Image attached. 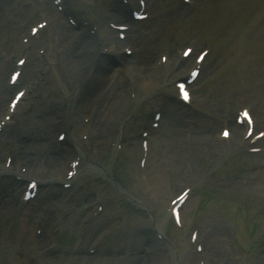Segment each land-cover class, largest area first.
<instances>
[{
	"label": "rangeland",
	"instance_id": "1",
	"mask_svg": "<svg viewBox=\"0 0 264 264\" xmlns=\"http://www.w3.org/2000/svg\"><path fill=\"white\" fill-rule=\"evenodd\" d=\"M0 1V12L5 11L0 17L1 117L14 92L26 89L14 117L0 131V164L10 165L12 156L19 170L32 168L35 159L33 166L43 170L41 175L64 178L68 158L78 155L79 147L87 152L92 147L81 153V172L73 185L65 188L53 179L42 197L27 204L0 176V264H264L263 246L247 251L251 235L264 230V136L254 143L220 136L224 123L234 120L242 107L251 111L255 130H264V0H147V19L122 20L130 27L126 45L133 54L124 56V45L117 46L116 59L125 62L94 93L99 97L108 91L109 101L124 95L118 110L111 112L106 111L109 101L90 106L92 94L75 100L92 78L78 81L83 66L77 65L76 74L69 69L72 61L62 56L70 36L81 34L68 30L65 17L41 40L21 43L30 25L49 16L43 12H50L52 0ZM111 1L69 0L78 17L93 19ZM22 11L30 15L26 21ZM107 24L101 21L100 29ZM106 35L103 45L118 38L117 33ZM46 38L60 43L52 46L56 41ZM75 42L77 48L80 39ZM186 45L194 54L208 49L191 85L190 104L173 95L175 80L185 73L179 74L183 66L172 67V59ZM162 54L170 59L167 66L157 63L165 64ZM21 55L26 62L20 84L10 90L8 74L14 57ZM69 103L73 106L67 111ZM156 112L160 119L154 126ZM88 115L109 119L112 128L99 136L100 145L85 125ZM56 121L66 131L65 142L56 141ZM251 146L260 149L252 152ZM25 152L31 156L28 163H18L16 154ZM90 160L100 165L86 167ZM186 186L191 191L182 225L176 226L168 214L170 201ZM202 187L215 191L203 193ZM237 202L253 210L244 213ZM153 219L163 223L164 239L149 244L139 226ZM194 230L196 242L191 240Z\"/></svg>",
	"mask_w": 264,
	"mask_h": 264
},
{
	"label": "bare ground",
	"instance_id": "2",
	"mask_svg": "<svg viewBox=\"0 0 264 264\" xmlns=\"http://www.w3.org/2000/svg\"><path fill=\"white\" fill-rule=\"evenodd\" d=\"M1 2V1H0ZM3 8V7H2ZM7 8H8V6H7ZM26 8V6H24V9ZM3 12H5V11H2V12H0V17L3 15ZM10 12V11H9ZM44 12H47V11H44ZM48 14L50 15V17L51 18H53V20H55L56 21V24H58V22H59V20H57V18H56V13L53 11V10H51L50 12H48ZM104 14H105V17H109V16H114V14H116V13H114L112 10H110V11H106V12H104ZM67 28H68V30L71 32L72 31V28L68 25L67 26ZM57 31V30H56ZM107 32H109V33H115V31H113V29H111L110 27L109 28H104V30H103V32H102V40L104 39V38H107V35H106V33ZM57 33H58V31H57ZM64 33H68V32H63V34ZM71 33H73V32H71ZM58 35H59V33H58ZM77 37L80 39V43H79V45L77 46V48L75 47V44L77 43V42H75V41H77ZM70 38H71V40L69 39V41H67V42H65L66 43V45L64 46V48H63V55H62V53H61V55L62 56H64L65 57V59L64 60H66L67 62H68V60H71L72 61V64H71V68H69L70 70L72 69L74 72L76 71V69L78 68V66H79V63H81V62H83V63H88V61L89 60H91L92 59V57L94 56V54L95 53H97L96 52V50H97V43H94L93 42V40H92V38H90L89 36H87V35H85L84 33L83 34H73L72 36H70ZM116 42L118 43V45H121L124 41H122V40H120V39H116ZM81 46V47H80ZM85 53L87 54V56L85 55ZM100 57V56H99ZM98 57V58H99ZM185 60H186V58H183V57H180V62L181 63H183L182 65H184V66H186L187 64H188V61H186L185 62ZM181 63H179V64H181ZM195 63H197L196 62V60H190L189 61V64L190 65H194ZM78 65V66H77ZM97 65V64H96ZM88 72L87 73H89V70H87ZM108 72V70H106V71H103V76L106 74ZM182 72V71H181ZM78 73V71H76V74ZM86 73V74H87ZM81 75H82V73H81ZM109 77V76H108ZM108 77L100 84V87H103L104 86V84H105V82H107L108 81ZM112 82V81H111ZM108 83V82H107ZM122 89L120 88V91H121ZM117 91V90H116ZM87 93H90L88 90L86 91ZM105 92H106V90H105ZM105 92H103L102 94H100V96L99 97H93V100L94 99H96V101L94 102V106L96 107L99 103L100 104H102L103 102H105V101H109V98H107V96H108V94H105ZM106 93H109L108 91L106 92ZM121 93V92H120ZM119 93V94H120ZM110 96V95H109ZM122 97L123 96H120V95H115V96H112L111 98H110V101L109 102H111L110 104H109V108H107L106 109V111H108V112H111V110L112 109H114V108H116V110H118L117 109V107H119L120 105H121V103H122V101H121V99H122ZM119 102V103H118ZM119 104V105H118ZM94 112H95V110H94ZM94 112H93V114H94ZM98 117L99 116H96V115H94V117L92 116V120H91V122L89 123V126H90V129L92 130V131H95L96 132V134L94 135V138L95 139H97L98 140V138H99V135L100 134H103L102 132H104L105 131V128L104 127H102V124H103V118L101 119V118H99L98 119ZM98 120V121H97ZM97 122H99V123H97ZM244 127H245V125L243 124V125H241V127H240V129L241 130H244ZM102 129H104V131H102ZM99 135H98V134ZM236 134L239 136V137H241L242 136V131H239L238 132V130L236 131ZM233 135H234V133H233ZM97 140H95V141H97ZM29 158H31V156H29V154H26L25 153V155L24 154H20L19 156H17V160H19V161H22L23 163H28V160H29ZM36 161V160H35ZM33 163H34V161L30 164L31 166H33ZM4 169H7V170H10V169H8V168H4ZM10 171H13V170H10ZM13 172H15V171H13ZM16 173V172H15ZM18 174H21V173H18Z\"/></svg>",
	"mask_w": 264,
	"mask_h": 264
},
{
	"label": "snow or ice",
	"instance_id": "3",
	"mask_svg": "<svg viewBox=\"0 0 264 264\" xmlns=\"http://www.w3.org/2000/svg\"><path fill=\"white\" fill-rule=\"evenodd\" d=\"M181 88H183V85H181ZM187 95H188V94L185 92V93H184L185 98H187ZM225 134H227V133H225Z\"/></svg>",
	"mask_w": 264,
	"mask_h": 264
}]
</instances>
